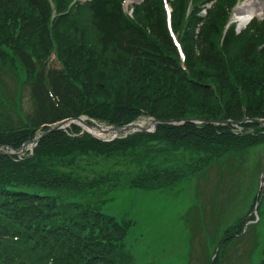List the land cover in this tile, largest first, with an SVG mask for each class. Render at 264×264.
I'll use <instances>...</instances> for the list:
<instances>
[{
	"label": "trees",
	"instance_id": "trees-1",
	"mask_svg": "<svg viewBox=\"0 0 264 264\" xmlns=\"http://www.w3.org/2000/svg\"><path fill=\"white\" fill-rule=\"evenodd\" d=\"M169 1L185 60L162 0H143L134 17L125 14L122 0L76 8L73 0H0V65L12 61L23 70L30 98L22 121L8 112L0 145L19 148L43 125L78 114L118 125L145 115L207 120L159 122L155 132L113 141L72 124L42 137L33 156L0 153V264H137L125 242L131 221L89 202L91 190L126 181L136 188L171 185L264 141L258 122L248 120L237 132L214 121L264 118V16L223 36L230 0H215L207 15L197 12L207 0ZM142 145L157 156L183 147L199 158L175 166L149 160L135 173L55 167L83 156L131 154ZM243 225L231 232L239 234Z\"/></svg>",
	"mask_w": 264,
	"mask_h": 264
},
{
	"label": "rangeland",
	"instance_id": "rangeland-1",
	"mask_svg": "<svg viewBox=\"0 0 264 264\" xmlns=\"http://www.w3.org/2000/svg\"><path fill=\"white\" fill-rule=\"evenodd\" d=\"M239 1L236 12L247 5H253L259 17L264 12V0ZM11 62L4 69L0 65V128L7 125L11 115L8 112H14L11 119L16 121L30 106L27 77ZM138 122L151 124L146 117H141ZM147 147L138 146L131 154L114 157L83 156L68 166L55 167L89 175L115 169L135 173L141 163L146 166L149 160L175 166L181 161L199 158L195 152L183 147L179 150L160 148L163 151L160 150L158 156L149 154ZM246 152L214 160L204 172L171 186L136 190L126 185L111 196L105 194V190H94L88 198L98 203L104 197H110L102 203L104 211L122 220H133L126 244L138 264H210L220 240L229 235L239 217L249 213L250 218L256 213L253 211L256 194L264 187V141L249 147ZM261 199L260 216L257 220H250L248 231L220 246L219 264H256L263 260L264 193Z\"/></svg>",
	"mask_w": 264,
	"mask_h": 264
},
{
	"label": "bare ground",
	"instance_id": "bare-ground-1",
	"mask_svg": "<svg viewBox=\"0 0 264 264\" xmlns=\"http://www.w3.org/2000/svg\"><path fill=\"white\" fill-rule=\"evenodd\" d=\"M240 10L241 12L238 15L241 17L244 16V19H242V21L246 19V14L252 15L253 13L257 12L253 5H247L246 7H242ZM92 130L98 134L102 133V130H99L98 128H92Z\"/></svg>",
	"mask_w": 264,
	"mask_h": 264
},
{
	"label": "water",
	"instance_id": "water-1",
	"mask_svg": "<svg viewBox=\"0 0 264 264\" xmlns=\"http://www.w3.org/2000/svg\"><path fill=\"white\" fill-rule=\"evenodd\" d=\"M64 122H62L60 125H62ZM59 125V126H60ZM135 127H138V128H141L142 130H147V127L145 128L144 126H141L139 123L137 122H134L133 124H129V125H125L123 127H118V126H113L112 129H115L117 131H122L124 129H132V128H135ZM103 130L105 131H109V130H112V129H105V128H102Z\"/></svg>",
	"mask_w": 264,
	"mask_h": 264
}]
</instances>
